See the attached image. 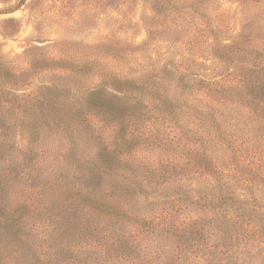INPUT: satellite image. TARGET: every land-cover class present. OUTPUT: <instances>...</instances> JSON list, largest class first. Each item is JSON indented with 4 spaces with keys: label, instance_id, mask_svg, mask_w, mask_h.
<instances>
[{
    "label": "trees",
    "instance_id": "16d2710c",
    "mask_svg": "<svg viewBox=\"0 0 264 264\" xmlns=\"http://www.w3.org/2000/svg\"><path fill=\"white\" fill-rule=\"evenodd\" d=\"M154 1L175 9L177 27L199 16L210 56L232 54L233 71L180 74L177 101L165 93L168 63H141L113 82L101 73L92 93L104 86L136 109L94 94L88 108L114 126L91 117L86 127L85 106L60 124L41 121L46 93H10L28 126L10 146L17 127L0 106V264H48L40 246H56L55 264H264V47L244 48L246 31L221 42V0ZM235 2L248 29L263 30L260 0Z\"/></svg>",
    "mask_w": 264,
    "mask_h": 264
},
{
    "label": "rangeland",
    "instance_id": "374dc122",
    "mask_svg": "<svg viewBox=\"0 0 264 264\" xmlns=\"http://www.w3.org/2000/svg\"><path fill=\"white\" fill-rule=\"evenodd\" d=\"M220 8L227 26L222 43L246 31L243 47L263 49L264 28L248 29L241 5L221 0ZM186 16L189 26L177 27L175 9L154 0H0V106L6 123L17 127L8 144L18 148L24 137L20 129L28 126L10 93H46L39 103L47 115L41 121L60 124L85 106L83 101L103 82L101 73L113 82L136 73L141 63H168L165 93L177 101L180 74L219 79L233 71L236 58L230 54L217 64L210 56L214 40L208 39L203 20ZM258 19L264 26V14ZM18 77L25 81L22 87Z\"/></svg>",
    "mask_w": 264,
    "mask_h": 264
},
{
    "label": "clouds",
    "instance_id": "9594fccd",
    "mask_svg": "<svg viewBox=\"0 0 264 264\" xmlns=\"http://www.w3.org/2000/svg\"><path fill=\"white\" fill-rule=\"evenodd\" d=\"M120 87H121V89L123 90V89H125V88H130L131 85H122V86H120ZM100 92H103V93H104L107 97H109V98L115 97V96H111V95H109L107 92H105V91H104V86H102V87L100 88L99 91L92 93V94H91L86 100L83 101V103H84V105H85V111H84V114H83V119H84V123H85V126H86V127H87L88 123L90 122V118H91V117H94L96 120L103 121V122H105L106 124L113 125V126L116 125L117 123H121V122H120L119 120H117V119L108 120V119L105 118V116H104L102 113H99V112L94 111V110H90V109L88 108V104H89L91 98L93 97V95L96 94V93H100ZM115 98H117V97H115ZM117 99H118V98H117ZM118 100L122 102V103H121V109H120V111H121L122 113L129 114L130 112L136 110V109H131V108L127 107L125 101H122V100H120V99H118ZM123 134H124L123 131H121V132H120V136L122 137ZM38 244H39V243H38ZM39 246H40V245H39ZM40 249H42V251H43L44 253H46V255L41 256L40 259L43 260V261H47L48 264H55L56 252H57V248H56V246H53V247H51V248H42V247L40 246ZM8 252H9V256H10V257H14V256L17 255L18 250L15 249V248H10V249L8 250ZM150 260H151V257H145V258H142V260H141V264H148V262H149ZM8 264H14V261H13L12 259H9ZM106 264H110V262H109V261H106Z\"/></svg>",
    "mask_w": 264,
    "mask_h": 264
}]
</instances>
